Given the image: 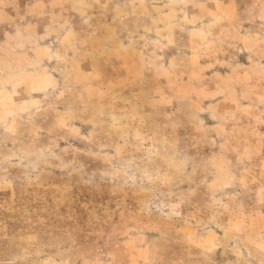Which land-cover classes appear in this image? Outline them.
Segmentation results:
<instances>
[{
    "label": "rangeland",
    "instance_id": "374dc122",
    "mask_svg": "<svg viewBox=\"0 0 264 264\" xmlns=\"http://www.w3.org/2000/svg\"><path fill=\"white\" fill-rule=\"evenodd\" d=\"M0 264H264V0H0Z\"/></svg>",
    "mask_w": 264,
    "mask_h": 264
}]
</instances>
